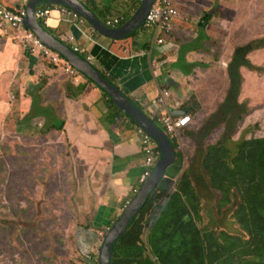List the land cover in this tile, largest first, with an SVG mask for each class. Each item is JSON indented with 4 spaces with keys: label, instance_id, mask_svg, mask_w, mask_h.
Returning <instances> with one entry per match:
<instances>
[{
    "label": "crops",
    "instance_id": "0c3cea01",
    "mask_svg": "<svg viewBox=\"0 0 264 264\" xmlns=\"http://www.w3.org/2000/svg\"><path fill=\"white\" fill-rule=\"evenodd\" d=\"M197 1L202 3V0ZM27 2L28 0H0V6L26 7ZM102 2L110 5L105 17L122 15V18L126 12L130 18L137 4L136 0H84L82 3L86 7L94 8L95 11H92L97 16L96 12L103 7ZM48 6L50 12L46 30L67 46L77 47L79 54L88 57L92 65L104 72L148 116H159L164 112V107L156 99L159 89L163 87L169 91L171 99L181 103L177 108L178 113H188L191 121L199 119L181 128L186 131L195 129L196 124L204 120V105L212 106L214 98L219 101L225 99V78L222 74L225 62L219 58L223 67L217 66L220 63L218 61L215 69L210 70L196 64L203 62L197 58L198 54L195 52H184V60L180 59L177 51L181 47L178 43L179 39L185 38V27L180 23L175 24L173 34L161 46L154 43L152 31L149 30H144L148 33V40H143L135 33L125 40L115 41L99 35L89 24L82 22L78 16L67 13L59 5L41 4L38 7ZM209 15L213 17V13L210 12L207 16ZM182 17L185 22L186 18ZM197 22L202 23L200 27H205L209 37L210 24L204 26L202 19ZM206 42L204 40L201 45L205 46ZM206 45L210 46L207 43ZM218 51L219 47H216V52ZM81 86L83 89L79 90ZM106 99L107 95L83 74L68 75L62 65L50 63L37 52L31 53L23 45L20 32L7 26L0 28V135L10 142L11 138L24 141V144L13 141L16 153L14 155L20 153L22 155L19 157H29L30 160L33 158L32 162L36 160L33 153L28 149H25L28 152L26 154L17 151L18 145L24 149L27 141L32 142L39 138L43 141L37 146L43 143L47 145L46 151L51 152L56 143H60L62 152L67 151L69 154L68 164L72 161L73 170L80 173V201L77 204L91 210L90 219L96 216L94 224H100V228L107 227L109 222L112 224L120 214L126 201L132 197L134 189L139 186L138 180L145 169L144 155L140 150L141 135L137 125L123 114L125 118L117 121L118 118L112 115L121 113L109 108ZM29 109H46V113L25 120L24 116ZM221 109H225V105ZM109 110L111 115H108ZM51 114L59 118L55 120L54 116L50 117ZM44 119L48 125L52 124L49 123L50 120H53V124L60 120V130L53 128L44 137H38L32 129ZM224 123L225 121L215 127L223 130ZM7 128L11 130L10 133H7ZM24 129L28 130V134L23 132ZM193 132L196 133L197 130ZM225 134L230 135L232 132L228 129ZM204 135L206 137L208 134ZM238 139L241 140V137L237 141ZM61 150L51 155V168L55 166ZM200 203L203 210L204 204L202 201ZM210 206L211 203L207 210H210ZM214 207L217 213L220 210L225 211V206L218 209L217 202ZM202 210L198 227L204 226L202 219L205 216ZM81 219L87 220L85 213ZM232 220L234 221L233 217ZM227 226L230 225L224 219L221 225L215 224L213 230L239 234L238 224L232 222L231 226H236L234 230ZM99 234L102 233L88 228L84 232L77 231L75 235L78 249L85 248L87 252L84 253H88L92 250L91 243L100 238ZM83 237L87 243L83 242ZM203 240V249L206 252L211 239L204 235ZM177 241L174 238L172 242H163L161 246L164 252L177 245ZM80 253L83 255L82 251ZM245 255H230V264L245 263ZM222 261L225 264V257H222Z\"/></svg>",
    "mask_w": 264,
    "mask_h": 264
},
{
    "label": "rangeland",
    "instance_id": "374dc122",
    "mask_svg": "<svg viewBox=\"0 0 264 264\" xmlns=\"http://www.w3.org/2000/svg\"><path fill=\"white\" fill-rule=\"evenodd\" d=\"M178 9L186 18L185 22L175 20L173 23V26L180 23L185 27V38L179 39L180 44L178 43L181 47V50L177 51L180 59L184 60V52H195L198 54L197 58L203 62L196 64L200 68L210 70L215 69L219 58L225 62V68L222 69L225 78V99L219 101L214 98L212 106L204 105V120L198 122L195 129L179 130L181 145H178V150L182 151L187 162H184V167L191 175L193 185L204 204L202 212L205 217L206 213L208 215L207 220L205 217L202 219L204 226H199L200 234H207L210 231L217 233L213 230L215 224L221 225L224 219L230 225L227 228L234 230L236 226H231L232 222L235 223L231 216L238 199L235 198L227 205L225 211L220 210L217 213L214 204L217 202L218 194L208 188L202 176L200 162L205 144L215 143L221 138L224 142V134L228 129H234L230 140L233 142L240 137L264 135V0H202V3L197 0H181ZM210 12L213 13V17L207 16ZM123 15L129 17L127 12ZM201 19L205 22L204 26L207 24L211 26L209 37L206 35L205 27H200L202 23L197 22ZM144 30L146 29H139L136 35L148 40V33ZM173 32L174 27L171 34ZM170 36H166L165 40ZM204 40L210 46L206 43L205 46L201 45ZM216 47H219L218 52ZM221 62L217 66L223 67ZM224 105L225 109H221ZM112 116H116L117 121L125 118L122 114ZM223 121L225 129L215 127ZM32 130L39 135L41 126L35 125ZM195 130L196 133L193 132ZM10 131L7 128V133ZM23 132L28 134L26 129ZM204 134L208 135L205 137ZM12 140L24 142H19L18 138ZM9 143L11 142L8 139L4 140L0 135V144L3 145L0 147L2 152L0 172H4V175H0V264H91V259L97 261L101 234L100 238L91 243L92 250L88 253H84L87 252L85 248L78 249L75 233L84 232L86 224L94 223L96 216L90 219L91 210L77 204L80 201L78 195L80 173L73 170L72 161L68 164V155L59 148L60 143H56L57 146L52 148L51 152H47L43 145L34 146V141H27L24 149L18 145L17 151L26 154L28 152L25 149H28L33 153V157L36 158L34 162L33 158L30 160L29 157L14 155L15 152L8 154L11 150L15 151V147L11 148ZM59 149L60 155H63H59L54 166L59 169L48 173V169L51 168V155ZM6 154L10 155V158ZM173 186L172 183L171 188ZM210 203V210H207ZM36 210L39 214L36 221L38 233L35 232V227L31 226L33 229L26 227L33 221L30 216L36 217ZM84 213L87 220L81 219ZM107 228L108 226L101 230ZM12 235H15L14 240ZM84 239L85 237L82 238L83 242L87 243ZM35 241L39 242L34 244ZM63 248L67 252H64L66 254L60 260L56 252L64 250ZM4 256L8 258L3 260ZM254 259L261 260L257 257Z\"/></svg>",
    "mask_w": 264,
    "mask_h": 264
},
{
    "label": "trees",
    "instance_id": "16d2710c",
    "mask_svg": "<svg viewBox=\"0 0 264 264\" xmlns=\"http://www.w3.org/2000/svg\"><path fill=\"white\" fill-rule=\"evenodd\" d=\"M102 3L103 7L100 10L102 12L96 13L99 18L106 20L105 14H108L110 5ZM89 9L95 11L94 8ZM128 18L123 17L124 21ZM81 89L83 86L79 90ZM106 101L109 108L127 116L108 97ZM44 112L46 113V109H29L24 118L33 119ZM110 113L109 110L108 115H111ZM51 116H54L55 120L59 118L55 114ZM149 117L157 122L155 116L149 115ZM59 122L60 120L55 123L56 125L53 124V120L49 121L52 123L50 125L45 119L37 122L41 126L40 134L37 136L44 137L53 128L59 131ZM156 124L160 126L158 122ZM224 136V142L221 138L215 143L205 144L200 169L208 188L218 194V209L226 207L235 198L238 199L231 217L238 224L240 233L234 235L227 231L217 233L210 231L207 234H200L197 226L202 210L200 196L193 185L191 175L184 167V162H187L182 151L177 149L178 142L173 138L171 142L175 148V160L166 168L165 176L115 243L111 253V264H223L222 257H225V264H230L232 261L230 255L235 257L244 254L246 261L242 264H264V135L241 137V140L238 139L236 142L230 141L232 134H224ZM34 141V146H37L43 140L36 138ZM9 144L11 148L15 147L12 138ZM40 145L47 147L43 143ZM0 147L3 145L0 144ZM14 152L11 150L8 154ZM64 154L69 158L67 151ZM10 155L7 157L10 158ZM17 155L22 154L17 153ZM25 167L26 165L23 168ZM57 168L59 169V167L49 168L48 172H55ZM0 175H4V172H0ZM172 183L173 188H171ZM30 217L33 221L26 227H35L34 230L38 233L37 210L36 217L35 215ZM110 225L111 222L107 226ZM86 226L96 233L101 232L102 235L106 232V229L101 230L100 224L97 223H89ZM204 235L211 239L206 252L203 249ZM14 237L15 235H12L13 240ZM174 238L178 239L177 245L169 247V251L164 252L162 243L172 242ZM37 242L35 241L34 244ZM63 249L56 252L60 260L66 254L64 252H67L65 248ZM255 257L261 260H255ZM5 258L8 256H4L3 260ZM90 263L98 264L93 259Z\"/></svg>",
    "mask_w": 264,
    "mask_h": 264
},
{
    "label": "water",
    "instance_id": "95a60500",
    "mask_svg": "<svg viewBox=\"0 0 264 264\" xmlns=\"http://www.w3.org/2000/svg\"><path fill=\"white\" fill-rule=\"evenodd\" d=\"M156 0H143L133 15L116 28L106 27L103 22L79 0H28L24 26L31 30L49 49L61 55L79 73L102 90L107 97L126 114L137 127L148 134L159 150L157 159L150 174L139 186L133 196L126 201L120 214L106 229L98 249L97 263L111 264L113 247L121 235L127 230L130 222L137 216L159 181L165 176L166 168L175 160V148L169 136L156 124L127 94L113 83L104 72L73 48L59 41L43 28L36 16V8L41 4L59 5L82 18L99 35L115 41L125 40L134 35ZM172 83H170L171 85Z\"/></svg>",
    "mask_w": 264,
    "mask_h": 264
},
{
    "label": "built area",
    "instance_id": "2783aa9c",
    "mask_svg": "<svg viewBox=\"0 0 264 264\" xmlns=\"http://www.w3.org/2000/svg\"><path fill=\"white\" fill-rule=\"evenodd\" d=\"M79 1L82 2L83 0ZM136 1L137 5H135L136 7L133 13L143 0ZM178 5L179 0H156L148 11L141 28L152 31V38L155 44L160 46L163 45L165 37L170 35L172 32L174 21L183 20V17L178 9ZM63 10L67 11V13L73 14L71 11L65 8ZM49 12V6L36 8L35 16L43 28H46L47 26ZM74 15L76 17L78 16L76 14ZM25 16L26 9L23 6L15 8H6L0 6V28L7 26L11 30L20 32L22 35L23 45L29 49L31 53L37 52L38 54L47 58L50 63L62 65L63 70L68 75L75 76L78 71L73 66L67 63L58 53L46 47L45 44L31 30L24 26L23 22ZM79 19L82 22H85L82 18L79 17ZM124 22L126 21H124L122 17L106 18V20L103 21V24L109 28H116L121 26ZM73 49L79 52L77 47H73ZM87 59L89 60L88 57ZM156 99L157 103L164 107L163 113H161L159 116L155 115L157 122L168 134V136L170 138L176 139L178 145H180L179 130L190 124V115L188 113L177 112V108L178 106H181V103L179 100L171 99L169 91L164 87L159 89ZM169 100L172 101L170 102ZM137 130L141 135L140 150L144 155L145 165V169L138 180V184L140 186L150 174L153 166L159 158V150L155 142L148 134L144 133L139 127H137ZM136 191L137 189H134V192Z\"/></svg>",
    "mask_w": 264,
    "mask_h": 264
},
{
    "label": "clouds",
    "instance_id": "9594fccd",
    "mask_svg": "<svg viewBox=\"0 0 264 264\" xmlns=\"http://www.w3.org/2000/svg\"><path fill=\"white\" fill-rule=\"evenodd\" d=\"M42 27H43V26H42ZM45 29H46V28H45ZM56 53H57V52H56ZM60 56H61V55H60ZM61 57H62V56H61ZM62 58H63V57H62ZM63 59H64V58H63ZM64 60H65V59H64ZM65 61H66V60H65ZM66 62H67V61H66ZM67 63H68V62H67ZM78 73H79V72H78ZM161 129L164 131V129H163L162 127H161ZM164 132H165V131H164ZM165 133H166V132H165ZM166 134H167V133H166ZM167 135H168V134H167ZM169 138H170V137H169ZM171 139H173V138H170V140H171ZM177 149H178V147H177ZM153 167H154V166H153ZM138 188H139V187H138ZM138 188H137V189H138ZM134 193H135V192H134ZM101 236L103 237L102 234H101Z\"/></svg>",
    "mask_w": 264,
    "mask_h": 264
}]
</instances>
